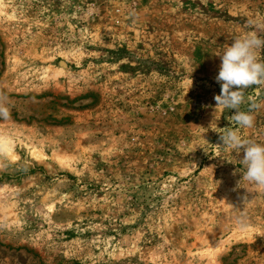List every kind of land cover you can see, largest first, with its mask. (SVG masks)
I'll list each match as a JSON object with an SVG mask.
<instances>
[{"label":"rangeland","instance_id":"obj_1","mask_svg":"<svg viewBox=\"0 0 264 264\" xmlns=\"http://www.w3.org/2000/svg\"><path fill=\"white\" fill-rule=\"evenodd\" d=\"M257 18L264 0H0V264H264V188L214 99L216 54L264 38Z\"/></svg>","mask_w":264,"mask_h":264},{"label":"clouds","instance_id":"obj_2","mask_svg":"<svg viewBox=\"0 0 264 264\" xmlns=\"http://www.w3.org/2000/svg\"><path fill=\"white\" fill-rule=\"evenodd\" d=\"M261 30H264V20L259 18L249 21ZM264 49V38L255 31L245 33L233 40L222 53H218L221 65L218 75L215 77L221 85V93L214 97L217 107L235 110L230 117L236 128L227 127L220 133L221 146L226 147L237 154L243 150L241 160L246 168L242 179L264 188V143L253 139L243 138L240 129H251L255 125V110L264 107L261 103H252L247 111L241 110V105L247 102V90L253 89L254 93L264 95V61L258 58L257 50ZM236 90H233V89ZM0 118L9 119L10 110L6 106V97L0 95Z\"/></svg>","mask_w":264,"mask_h":264},{"label":"bare ground","instance_id":"obj_3","mask_svg":"<svg viewBox=\"0 0 264 264\" xmlns=\"http://www.w3.org/2000/svg\"><path fill=\"white\" fill-rule=\"evenodd\" d=\"M37 155H40L39 153H36Z\"/></svg>","mask_w":264,"mask_h":264}]
</instances>
